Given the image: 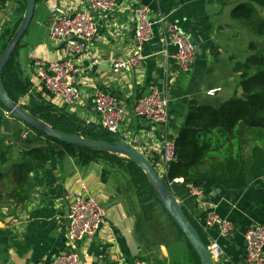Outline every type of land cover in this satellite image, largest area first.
Here are the masks:
<instances>
[{"label": "crops", "instance_id": "obj_1", "mask_svg": "<svg viewBox=\"0 0 264 264\" xmlns=\"http://www.w3.org/2000/svg\"><path fill=\"white\" fill-rule=\"evenodd\" d=\"M138 4L147 6L153 17L163 15L193 39L196 56L187 74L180 72L172 58L174 47L167 48V56L160 53L163 44L156 28L151 40L143 46V65L121 74L112 73L111 60L127 57L133 51L132 7ZM232 5L234 2L222 7L214 0H116V10L100 16L98 33L90 49L74 60L79 70L74 81L81 96L74 105L66 106L38 84L33 62L62 59L56 44L49 40L50 11L85 10L88 0H36L31 22L13 55L15 72L29 86L18 102L26 105L30 96L38 101L40 96L43 101L65 107L69 113L100 127L92 98L97 93L114 96L126 111L125 122L115 135L118 142L151 158L159 170L163 142L177 137L190 101L217 108L234 95H241L229 59H244L251 40L229 18ZM23 6L24 0H7L0 5V54L23 19ZM22 46L29 48L24 64L19 62ZM151 88L167 99L169 121L164 128L155 127L133 113L135 102ZM211 89L219 91L213 97L207 96ZM4 112L0 107V138L11 141L12 147L0 169L8 173L19 161V145L14 139L18 124L5 117ZM30 177L42 183L33 187L23 205L15 206L7 200L0 203V264H50L55 255L65 253L67 212L79 192L98 202L105 211L101 229L94 237L77 244L80 264H190L189 254L180 246L145 251L135 232L131 204L117 195L120 184L104 165L92 163L79 167L71 158L60 161L49 158L43 166L35 167ZM8 181L5 186L11 187ZM199 189L198 197L189 193L184 198V208L199 228L209 215L229 222L233 228L227 237H221L214 227L205 230L207 241L216 242L222 251L213 264H246L244 232L252 225L264 227V177L238 192L221 187Z\"/></svg>", "mask_w": 264, "mask_h": 264}, {"label": "trees", "instance_id": "obj_2", "mask_svg": "<svg viewBox=\"0 0 264 264\" xmlns=\"http://www.w3.org/2000/svg\"><path fill=\"white\" fill-rule=\"evenodd\" d=\"M6 1L0 0V5ZM214 1L222 7L234 2L229 18L255 38L249 41L248 55L244 59H229L232 71L239 80L241 95H234L217 108L194 101L188 103L187 112L174 140L175 160L169 164L166 176L162 179L174 197L181 202L188 220L206 241L207 237L184 208V198L189 195V187H221L226 191L238 192L264 177V0ZM25 5L26 0L22 12ZM19 23L20 21L15 29ZM15 50L5 64L0 78L10 99L17 103L19 98L26 95L29 86L15 72ZM37 99L40 101L30 96L28 103L21 108L51 128L88 140L118 142L115 135L96 124L85 122L66 111L65 107L59 108L45 102L40 96ZM0 107L5 110L1 105ZM12 121L21 125L26 134L22 138L19 127H16L14 139L19 145V161L9 168L8 173L0 169V203L7 200L15 206L23 205L33 187L42 183L30 177L33 170L37 166H43L49 158L57 161L71 158L79 167L100 163L111 176L123 173L128 178L125 188L130 189L132 199L125 198L126 191L121 186L116 193L130 202L135 217V232L145 251L160 246L175 248L179 245L171 244L181 239L189 254L188 262L200 264L137 164L113 154L61 143L17 120ZM18 134L19 138L16 137ZM11 147V141L0 138L1 165L7 162L6 157ZM8 179L11 187L5 186ZM176 180L181 182L175 183Z\"/></svg>", "mask_w": 264, "mask_h": 264}, {"label": "built area", "instance_id": "obj_3", "mask_svg": "<svg viewBox=\"0 0 264 264\" xmlns=\"http://www.w3.org/2000/svg\"><path fill=\"white\" fill-rule=\"evenodd\" d=\"M115 10L116 0H88V8L85 10L65 13L54 8L50 11L52 20L49 40L56 44L62 59L49 63L37 60L33 62V67L38 84L62 105L71 106L79 101L81 94L74 81L79 70L75 67L74 60L90 49L98 33L100 16L109 15ZM132 15L134 18L133 51L127 57L111 60L112 73L121 74L143 65V46L151 40L156 28L160 32L163 44L160 53L167 56V48L174 47L175 52L172 58L180 72L187 74L196 56L193 39L181 31L176 24L168 22L163 15L151 16L150 10L145 5L138 4L132 7ZM218 91L219 89H211L206 94L213 97ZM92 105L98 116L100 128L116 135L126 119L123 104L114 96L97 93L92 98ZM133 113L137 118L158 128H164L169 121L167 99L156 88H151L149 93L135 102ZM4 115L9 114L5 111ZM144 156L163 179L169 164L175 160L174 141L163 142V159L159 170L151 158ZM178 182L181 180L175 181V183ZM189 193L198 197L200 189L189 187ZM67 220L64 242L68 250L55 255L50 264H80L77 244L94 237L101 229L105 223V211L98 202L79 192L69 205ZM212 227L217 229L221 237L229 236L233 230L229 222L209 215L201 231L206 236L205 230ZM243 237L246 264H264V227L252 225L245 230ZM207 243L212 259H219L222 255L219 246L216 242L207 241Z\"/></svg>", "mask_w": 264, "mask_h": 264}, {"label": "water", "instance_id": "obj_4", "mask_svg": "<svg viewBox=\"0 0 264 264\" xmlns=\"http://www.w3.org/2000/svg\"><path fill=\"white\" fill-rule=\"evenodd\" d=\"M36 0H26V7L23 19L13 35L0 54V75L1 72L13 54L16 46L28 29L31 22ZM0 105L5 109L12 119L21 124L61 143L75 147L86 148L90 150L105 152L119 157H123L137 164L146 175L150 185L154 189L161 205L169 217L175 223L177 228L183 234L184 238L195 252L200 264H213V259L207 248V241L201 236L199 231L192 225L184 214L181 204L174 197L171 190L165 185L150 161L138 150L132 148L124 142H105L84 139L78 135L66 134L51 128L43 121L29 114L19 104L14 103L8 96L0 78ZM219 191V190H218Z\"/></svg>", "mask_w": 264, "mask_h": 264}, {"label": "rangeland", "instance_id": "obj_5", "mask_svg": "<svg viewBox=\"0 0 264 264\" xmlns=\"http://www.w3.org/2000/svg\"><path fill=\"white\" fill-rule=\"evenodd\" d=\"M238 24V23H237ZM241 26V25H240ZM243 28V27H242ZM243 30H244V32H245V34H248V38L250 39V40H254L255 38L254 37H252V35L246 30V29H244L243 28ZM244 39H246V37H243ZM244 39H243V41L242 42H244ZM23 40V39H22ZM21 43H23V41H21ZM248 52V51H247ZM246 52V53H247ZM28 53H29V48L28 47H24V46H22L20 49H19V62L21 63V64H24L25 62H26V60H27V55H28ZM248 55V54H247ZM241 57H243V56H241ZM237 60H241V59H237ZM12 94H13V96H15V93H13L12 92ZM26 103V102H25ZM17 104H19V102H17ZM20 105V107H22V105L21 104H19ZM5 117H7V118H10V116L8 115V116H6V115H4ZM18 127H19V130H20V133H21V135H25L26 133L24 132V128L21 126V125H17ZM28 132V131H27ZM16 137L17 138H19V134L18 135H16ZM15 137V138H16ZM114 178H116L117 179V181L119 182V184H120V186L122 187V189H124L125 191H126V194H124V196H125V198H130V199H132L131 198V195H130V193H131V191H130V189H127V188H125L126 187V181H127V177L123 174V173H118V174H116V175H114L113 176ZM179 201V200H178ZM171 226V225H170ZM161 228V227H160ZM171 229H172V226H171ZM178 240H179V238H178ZM171 245H179L180 247H183L185 250H186V245L184 244V242H183V240H181L180 239V241H178V242H175V243H173V244H171ZM187 251V250H186ZM187 253H188V251H187Z\"/></svg>", "mask_w": 264, "mask_h": 264}]
</instances>
